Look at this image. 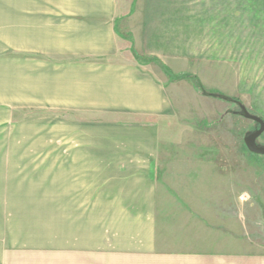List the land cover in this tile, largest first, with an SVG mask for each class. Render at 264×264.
<instances>
[{
    "label": "rangeland",
    "instance_id": "1",
    "mask_svg": "<svg viewBox=\"0 0 264 264\" xmlns=\"http://www.w3.org/2000/svg\"><path fill=\"white\" fill-rule=\"evenodd\" d=\"M117 18L109 58L137 67L130 75L145 76L147 110L160 108L138 119L157 131L144 178L157 185L162 252L185 264L196 251L208 264H239L235 256L240 264H264V155L244 144L258 124L237 103L201 93L188 79L169 81L161 68L195 74L206 89L264 119V0H121ZM6 96L0 87V100ZM103 108L0 104L2 239H57L59 181L143 178L140 170L99 167L89 137L69 130L68 120L133 118ZM257 144L264 145V131Z\"/></svg>",
    "mask_w": 264,
    "mask_h": 264
},
{
    "label": "crops",
    "instance_id": "2",
    "mask_svg": "<svg viewBox=\"0 0 264 264\" xmlns=\"http://www.w3.org/2000/svg\"><path fill=\"white\" fill-rule=\"evenodd\" d=\"M120 8L121 0H0V87L8 94L0 104L128 112L129 121L66 124L89 137L88 152L99 167L140 170L143 177L59 181L52 222L57 239L0 234V264H185L156 241L162 217L157 185L144 178L155 159L157 131L138 117L160 114V108L147 110L145 76L130 75L137 67L109 58ZM204 255L185 258L208 264ZM234 258L240 264L242 257Z\"/></svg>",
    "mask_w": 264,
    "mask_h": 264
},
{
    "label": "water",
    "instance_id": "3",
    "mask_svg": "<svg viewBox=\"0 0 264 264\" xmlns=\"http://www.w3.org/2000/svg\"><path fill=\"white\" fill-rule=\"evenodd\" d=\"M208 95L228 100L226 96L221 94L209 93ZM237 104L242 116L249 118L258 124V127L254 131L244 136V144L246 148L252 153L264 155V145L257 144V138L264 131V119L261 116L251 113L240 101H238Z\"/></svg>",
    "mask_w": 264,
    "mask_h": 264
},
{
    "label": "trees",
    "instance_id": "4",
    "mask_svg": "<svg viewBox=\"0 0 264 264\" xmlns=\"http://www.w3.org/2000/svg\"><path fill=\"white\" fill-rule=\"evenodd\" d=\"M132 55L133 57L135 56L134 51L132 50ZM161 68L163 70V72L167 75L168 80L169 81H175V80H181V79H188L192 82L193 86L200 91L201 93L204 94H209V93H215V94H221L218 93L214 90H210V89H206L203 84L201 83L199 77L195 74H191V73H174L169 67L165 66V65H161ZM223 95V94H221ZM227 99L231 102L237 103L239 100L236 98H231V97H227ZM255 154V153H253ZM256 155H260V154H256Z\"/></svg>",
    "mask_w": 264,
    "mask_h": 264
}]
</instances>
